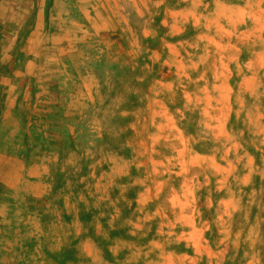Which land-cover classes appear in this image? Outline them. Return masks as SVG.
I'll return each mask as SVG.
<instances>
[{
  "label": "rangeland",
  "instance_id": "obj_1",
  "mask_svg": "<svg viewBox=\"0 0 264 264\" xmlns=\"http://www.w3.org/2000/svg\"><path fill=\"white\" fill-rule=\"evenodd\" d=\"M0 264H264V0H0Z\"/></svg>",
  "mask_w": 264,
  "mask_h": 264
}]
</instances>
